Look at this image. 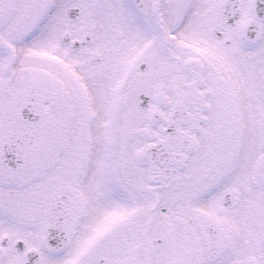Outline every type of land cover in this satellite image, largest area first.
Wrapping results in <instances>:
<instances>
[{
    "label": "snow or ice",
    "instance_id": "obj_1",
    "mask_svg": "<svg viewBox=\"0 0 264 264\" xmlns=\"http://www.w3.org/2000/svg\"><path fill=\"white\" fill-rule=\"evenodd\" d=\"M0 264H264V0H0Z\"/></svg>",
    "mask_w": 264,
    "mask_h": 264
}]
</instances>
